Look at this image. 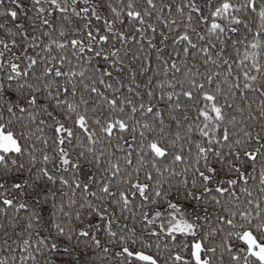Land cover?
Masks as SVG:
<instances>
[{
    "label": "snow or ice",
    "instance_id": "obj_1",
    "mask_svg": "<svg viewBox=\"0 0 264 264\" xmlns=\"http://www.w3.org/2000/svg\"><path fill=\"white\" fill-rule=\"evenodd\" d=\"M0 264H264V0H0Z\"/></svg>",
    "mask_w": 264,
    "mask_h": 264
}]
</instances>
